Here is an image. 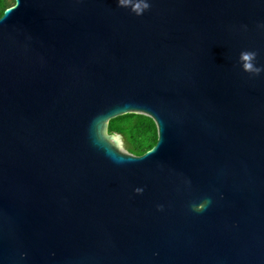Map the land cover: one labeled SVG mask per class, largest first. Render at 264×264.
I'll return each mask as SVG.
<instances>
[{"label": "water", "instance_id": "water-1", "mask_svg": "<svg viewBox=\"0 0 264 264\" xmlns=\"http://www.w3.org/2000/svg\"><path fill=\"white\" fill-rule=\"evenodd\" d=\"M246 51L264 69V0H15L0 264H264V70ZM131 113L158 129L142 157L108 134Z\"/></svg>", "mask_w": 264, "mask_h": 264}, {"label": "trees", "instance_id": "trees-1", "mask_svg": "<svg viewBox=\"0 0 264 264\" xmlns=\"http://www.w3.org/2000/svg\"><path fill=\"white\" fill-rule=\"evenodd\" d=\"M14 4L15 0H0V18ZM108 134L122 136L126 152L137 157L151 151L158 142V129L154 120L140 113L113 119L109 122Z\"/></svg>", "mask_w": 264, "mask_h": 264}, {"label": "clouds", "instance_id": "clouds-1", "mask_svg": "<svg viewBox=\"0 0 264 264\" xmlns=\"http://www.w3.org/2000/svg\"><path fill=\"white\" fill-rule=\"evenodd\" d=\"M121 4L125 3V0H120ZM138 11L137 14L139 15L140 13H142L144 10L149 8V4L147 2H142V6L138 5L137 6ZM256 53L255 52H243L241 54V61L243 62L242 67L244 68V70L250 72V73H255V74H259L262 70L260 67H256L253 63V60L255 59ZM209 203V201L207 200L205 202V204L199 205V206H195L194 210L196 212H203L205 210L206 205Z\"/></svg>", "mask_w": 264, "mask_h": 264}, {"label": "rangeland", "instance_id": "rangeland-1", "mask_svg": "<svg viewBox=\"0 0 264 264\" xmlns=\"http://www.w3.org/2000/svg\"><path fill=\"white\" fill-rule=\"evenodd\" d=\"M120 150H121L122 152H124V153H127L123 144L120 145Z\"/></svg>", "mask_w": 264, "mask_h": 264}]
</instances>
